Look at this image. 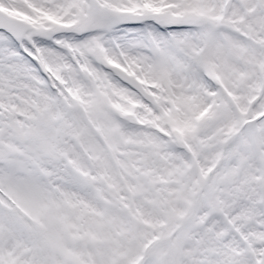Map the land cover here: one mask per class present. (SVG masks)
<instances>
[{
  "label": "snow or ice",
  "instance_id": "6c2138e0",
  "mask_svg": "<svg viewBox=\"0 0 264 264\" xmlns=\"http://www.w3.org/2000/svg\"><path fill=\"white\" fill-rule=\"evenodd\" d=\"M0 264H264V0H0Z\"/></svg>",
  "mask_w": 264,
  "mask_h": 264
}]
</instances>
